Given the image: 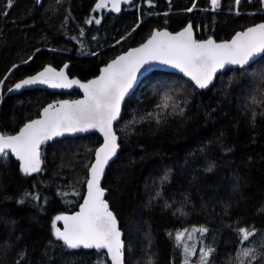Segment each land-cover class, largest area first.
Listing matches in <instances>:
<instances>
[{
	"label": "trees",
	"instance_id": "16d2710c",
	"mask_svg": "<svg viewBox=\"0 0 264 264\" xmlns=\"http://www.w3.org/2000/svg\"><path fill=\"white\" fill-rule=\"evenodd\" d=\"M98 1L13 0L9 8L0 0L7 12L0 14V134L19 133L50 104L81 98L77 89L13 91L45 68L69 65L71 78L90 81L155 30L191 25L201 41H226L264 23L260 0H241L238 9L234 0L215 9L211 0H152L151 7L135 0L88 25ZM116 131L121 152L103 186L124 264H185L175 236L195 227L208 229V264H238L241 227L254 230L253 264H264V57L222 74L208 91L155 72L126 102ZM101 144L96 134L56 141L40 151V171L31 175L12 155L0 158V264H110L105 250L69 249L52 228L56 216L79 212ZM56 225L63 230V221Z\"/></svg>",
	"mask_w": 264,
	"mask_h": 264
},
{
	"label": "snow or ice",
	"instance_id": "6c2138e0",
	"mask_svg": "<svg viewBox=\"0 0 264 264\" xmlns=\"http://www.w3.org/2000/svg\"><path fill=\"white\" fill-rule=\"evenodd\" d=\"M108 2L111 3L112 10L119 11L121 3L130 4L132 0H99L96 7H105ZM147 2L151 7L152 0ZM12 3L13 0H8L7 7L10 8ZM240 3L241 0H234L237 9ZM260 3L264 6V0H260ZM219 5L220 0H211L213 9ZM0 14L7 15V12ZM95 22L100 23L98 19ZM87 23H92V20ZM258 53H264V23L238 32L231 41L222 43H216L211 38L204 41L193 39L192 26L189 25L175 35L167 31L154 33L147 43L117 57L102 69L98 78L87 83L69 80L62 70L57 72L51 67L45 68L37 75L17 83L15 89L35 84H48L53 88L77 85L83 90L84 98L71 102L61 101L59 107L50 104L44 108L41 119L32 120L18 134H0V158H6L10 152L21 161V171L31 175L40 171L39 147L44 141L65 132H84L89 129L100 131L104 136V143L96 150L95 160L89 165L90 178L86 181L88 191L80 211L74 216H56L52 228L56 239L62 241L67 248L103 249L112 264H123L121 233L114 214L103 199L105 190L100 187V180L105 166L119 147L112 126L120 115L121 102L135 82L137 73L145 65H169L203 89L209 86L216 73L226 65L243 68ZM158 107L167 108L168 105L162 103ZM252 115L255 118L256 113L253 112ZM159 122L157 116V123ZM33 198L39 199L38 196ZM56 221L64 222L63 230L57 227ZM193 231L203 234L207 229ZM238 234L241 245H244L254 235V230L241 227ZM183 236L184 232H178L175 236L178 247ZM184 251L186 254L189 252L188 246L184 247ZM192 251H195L194 246ZM213 251L212 248H201L199 264H208V257ZM256 255L254 248L242 247L237 253L238 264H253ZM185 264H188L187 255Z\"/></svg>",
	"mask_w": 264,
	"mask_h": 264
},
{
	"label": "water",
	"instance_id": "95a60500",
	"mask_svg": "<svg viewBox=\"0 0 264 264\" xmlns=\"http://www.w3.org/2000/svg\"><path fill=\"white\" fill-rule=\"evenodd\" d=\"M134 2V0H132V3ZM99 3V1L96 3V5ZM132 3H130V4H132ZM96 5H95V8L96 9H102V8H106V7H109L110 8V11L112 12V13H115V14H119V13H121L122 12V10H123V7L124 6H127V5H129V4H125V3H121L120 5H119V8H120V10L119 11H114V10H112V5H111V3L110 2H108L107 3V5L105 6V7H101V8H97L96 7ZM258 24H260V23H258ZM255 25H257V24H254V25H252V26H255ZM252 26H250V27H252ZM249 28V27H248ZM247 29H245L244 31H246ZM163 31H167V32H169V33H171V34H173V35H175L176 33H172V32H170L169 30H167V29H164V30H155L153 33H152V35L154 34V33H156V32H163ZM243 32V31H242ZM152 35L144 42V43H142V44H145V43H147V41L152 37ZM192 36H193V39H195L196 40V38L194 37V34L192 33ZM235 35H233V37H234ZM232 37V38H233ZM232 38L231 39H229V40H226V41H216V40H214L216 43H222V42H229V41H231L232 40ZM142 44H140V45H138V46H136V47H132V48H130L129 50H127L126 52H124V53H122V54H120L119 56H121V55H125L126 53H128L129 51H131L132 49H135V48H139ZM118 56V57H119ZM264 56V53H258L252 60H250L249 61V63L247 64V65H245L243 68H241V67H239V66H237V65H226L223 69H220L217 73H216V75H215V77L213 78V80H212V82L209 84V86L207 87V88H203V89H201V88H199V87H197L196 86V84L189 78V77H187V76H185L183 73H181L179 70H177V69H175V68H172L171 66H169V65H162V64H158V63H153V64H150V65H145V67L144 68H142L141 70H140V72L139 73H137V78H136V80H135V82L133 83V85H132V87L129 89V91H128V93L125 95V97H124V99L122 100V102H121V108H120V115H119V117H118V119L116 120V121H114L113 122V131L115 132V134H116V136H117V143H118V145H119V147H118V149H117V151H116V154L108 161V163H107V165L105 166V169H104V174H103V176H102V178H101V180H100V187L102 188V189H104V186H103V184H104V179H105V177H106V175H107V171H108V169H109V167H110V165L111 164H113L115 161H117V159H118V157H119V155H120V152H121V145H120V137H119V135L117 134V131H116V127H117V125L120 123V121H121V118H122V113H123V109H124V106H125V104H126V102L128 101V99L132 96V95H134V93L139 89V87H140V85L142 84V82L146 79V78H148L149 76H151L152 74H154L155 72H163V73H175V74H177V75H180V76H182L183 78H185V79H187L188 81H190L192 84H194L195 85V87L199 90V91H208L209 89H210V87L213 85V84H215L216 83V81H217V79H218V77L221 75V74H224V73H226L227 71H229V70H232V69H244V68H246V67H248V66H250V65H252L253 63H255L256 61H258L260 58H262ZM113 61V60H112ZM111 61V62H112ZM110 62V63H111ZM109 64V63H108ZM107 64V65H108ZM106 65V66H107ZM106 66H104L103 68H105ZM102 68V69H103ZM54 69V68H53ZM68 69H69V65H67V67H63L61 70L65 73V75L67 76V78L69 79V80H78V81H80L81 83H87L88 81H81V80H79V79H77V78H71L70 76H69V74H68ZM102 69H101V71H102ZM56 70V69H55ZM61 70H56L57 72H59V71H61ZM101 71H100V74H101ZM42 72V71H41ZM100 74L97 76V77H95L94 79H96V78H98L99 76H100ZM37 75V74H36ZM35 76V75H34ZM32 77V76H31ZM28 78H30V77H27V78H25V79H28ZM93 80V79H92ZM91 81V80H90ZM21 82V81H20ZM19 83V82H18ZM48 84H35V85H30V86H24V87H22L21 89H19V90H16L15 89V86H14V89H13V91L16 93V94H21V93H23V92H26V91H30V90H34V89H37V88H40V87H42V86H47ZM62 90V89H77V90H79L80 91V93H81V98H79V99H77V100H80V99H83L84 98V93H83V90L82 89H80L77 85H71V86H68V87H63V88H54V90ZM59 102H61V101H57V102H55V103H53L52 105H55L56 107H59ZM48 107V106H47ZM42 113H43V111H42ZM42 113H41V116L38 118V119H41L42 118ZM18 134V133H17ZM92 134H96V135H99L100 136V138L102 139V144L100 145V147H102L103 146V143H104V136H103V134L100 132V131H98V130H96V129H89L88 131H84V132H74V133H71V132H65L63 135H60V136H54L52 139H50V140H46V141H44L41 145H40V147H39V152H40V150L42 149V148H44V147H46L47 145H50V144H53V143H55L56 141H60V140H65V139H76V138H81V137H86V136H89V135H92ZM16 135V134H15ZM99 147V148H100ZM9 154H11L10 152H9ZM14 156V155H13ZM15 157V156H14ZM16 158V157H15ZM17 159V158H16ZM94 160H95V158H94ZM89 178H90V173H89ZM88 178V179H89ZM105 190V189H104ZM87 191H88V189H87ZM106 195H107V192H106V190H105V194H104V197H103V199L106 201ZM86 196H87V194H86ZM84 202V201H83ZM109 208V207H108ZM110 210V209H109ZM80 211V210H79ZM113 213V212H112ZM115 216V215H114ZM117 221V220H116ZM117 227H118V229H119V231H120V228H119V225H118V223H117ZM121 233V232H120ZM120 239H121V242H122V238H121V236H120ZM106 251V250H105ZM122 254H123V264H124V251H123V248H122ZM109 258V257H108ZM109 263L110 264H112V262H111V259L109 258Z\"/></svg>",
	"mask_w": 264,
	"mask_h": 264
},
{
	"label": "rangeland",
	"instance_id": "374dc122",
	"mask_svg": "<svg viewBox=\"0 0 264 264\" xmlns=\"http://www.w3.org/2000/svg\"><path fill=\"white\" fill-rule=\"evenodd\" d=\"M219 6L216 7V8H219ZM104 16L107 17V13L105 11L96 10V14L90 20H92L93 18H96V20L98 19L100 21V23H101ZM89 24L90 23H88V25ZM95 24H96V22H95ZM199 228H206V227H195L193 229H199ZM193 229L187 230V231H180V232H184V236H183L182 240L179 242L180 246L179 247L177 246V247L179 249H181L183 254H186L185 251H184V247L188 246L189 252L187 253V255H189L190 257H199L200 249L201 248H208V245H207V241H208V233H207V231H208V229L206 228L207 231L204 232L203 234H201L198 231H193ZM189 237H191V238H189ZM255 243L256 242L252 243V242L246 241L245 244L241 245L240 248H242V247L254 248ZM177 244H178V242L176 241V245ZM193 246H194V249H195L194 252L192 251V247Z\"/></svg>",
	"mask_w": 264,
	"mask_h": 264
},
{
	"label": "flooded vegetation",
	"instance_id": "af4514ba",
	"mask_svg": "<svg viewBox=\"0 0 264 264\" xmlns=\"http://www.w3.org/2000/svg\"><path fill=\"white\" fill-rule=\"evenodd\" d=\"M34 2L38 5V6H42V4H43V2H44V0H34ZM102 11H105V12H109V8L107 7V8H105V9H102ZM42 87H44V88H48V89H50V90H52V91H63V90H54V88L53 87H50L49 85H47V86H42Z\"/></svg>",
	"mask_w": 264,
	"mask_h": 264
},
{
	"label": "bare ground",
	"instance_id": "6f19581e",
	"mask_svg": "<svg viewBox=\"0 0 264 264\" xmlns=\"http://www.w3.org/2000/svg\"><path fill=\"white\" fill-rule=\"evenodd\" d=\"M190 1V0H189ZM194 1V0H193ZM200 6V5H199ZM188 7V6H187ZM196 12V11H195ZM179 14V13H178ZM198 15V14H197ZM87 194V193H86ZM86 197V196H85Z\"/></svg>",
	"mask_w": 264,
	"mask_h": 264
}]
</instances>
